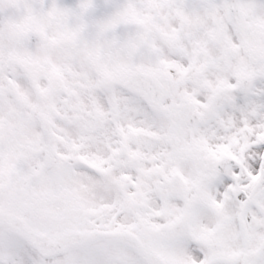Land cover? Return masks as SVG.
I'll list each match as a JSON object with an SVG mask.
<instances>
[{"label": "snow or ice", "instance_id": "obj_1", "mask_svg": "<svg viewBox=\"0 0 264 264\" xmlns=\"http://www.w3.org/2000/svg\"><path fill=\"white\" fill-rule=\"evenodd\" d=\"M0 264H264V0H0Z\"/></svg>", "mask_w": 264, "mask_h": 264}]
</instances>
